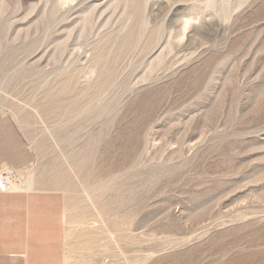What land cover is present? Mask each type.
I'll list each match as a JSON object with an SVG mask.
<instances>
[{
    "label": "rangeland",
    "instance_id": "1",
    "mask_svg": "<svg viewBox=\"0 0 264 264\" xmlns=\"http://www.w3.org/2000/svg\"><path fill=\"white\" fill-rule=\"evenodd\" d=\"M0 123L83 263L264 264V0H0Z\"/></svg>",
    "mask_w": 264,
    "mask_h": 264
},
{
    "label": "crops",
    "instance_id": "2",
    "mask_svg": "<svg viewBox=\"0 0 264 264\" xmlns=\"http://www.w3.org/2000/svg\"><path fill=\"white\" fill-rule=\"evenodd\" d=\"M13 130L0 123V172L7 171L14 186L0 192V264H89L81 260L77 236L67 243L65 194L32 189L33 175L19 179L18 172L28 173L34 158L18 149Z\"/></svg>",
    "mask_w": 264,
    "mask_h": 264
},
{
    "label": "built area",
    "instance_id": "3",
    "mask_svg": "<svg viewBox=\"0 0 264 264\" xmlns=\"http://www.w3.org/2000/svg\"><path fill=\"white\" fill-rule=\"evenodd\" d=\"M10 178L11 176L7 171L0 172V192L7 193L13 190L8 183Z\"/></svg>",
    "mask_w": 264,
    "mask_h": 264
},
{
    "label": "bare ground",
    "instance_id": "4",
    "mask_svg": "<svg viewBox=\"0 0 264 264\" xmlns=\"http://www.w3.org/2000/svg\"><path fill=\"white\" fill-rule=\"evenodd\" d=\"M8 183H9L10 187H11L12 189H14V186L12 185V183H11V180H10V179H8ZM120 225H122V224H120ZM120 225H118V226H120ZM88 243H89V242H88Z\"/></svg>",
    "mask_w": 264,
    "mask_h": 264
}]
</instances>
